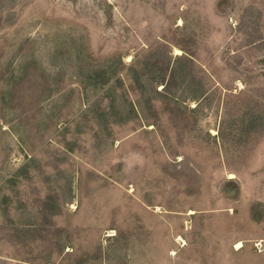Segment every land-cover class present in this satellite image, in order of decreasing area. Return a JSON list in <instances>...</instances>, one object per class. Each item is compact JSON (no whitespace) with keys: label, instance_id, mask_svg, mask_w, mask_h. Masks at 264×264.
Segmentation results:
<instances>
[{"label":"rangeland","instance_id":"rangeland-1","mask_svg":"<svg viewBox=\"0 0 264 264\" xmlns=\"http://www.w3.org/2000/svg\"><path fill=\"white\" fill-rule=\"evenodd\" d=\"M0 264H264V0H0Z\"/></svg>","mask_w":264,"mask_h":264}]
</instances>
